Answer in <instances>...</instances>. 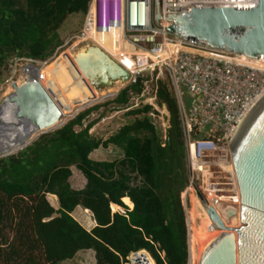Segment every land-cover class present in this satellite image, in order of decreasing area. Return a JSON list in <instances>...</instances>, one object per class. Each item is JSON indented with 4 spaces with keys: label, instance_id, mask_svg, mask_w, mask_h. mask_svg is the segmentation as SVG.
I'll return each mask as SVG.
<instances>
[{
    "label": "trees",
    "instance_id": "16d2710c",
    "mask_svg": "<svg viewBox=\"0 0 264 264\" xmlns=\"http://www.w3.org/2000/svg\"><path fill=\"white\" fill-rule=\"evenodd\" d=\"M91 1L0 0V81L12 56L53 58L62 45V25L72 14L86 15ZM142 86L140 78L111 102L127 105ZM158 98L169 111L165 141L148 115L150 105L129 111L141 116L107 139L91 133L93 122L83 123L89 109L0 158V264H61L82 250H92L96 264H123L143 250L156 264L189 263L182 197L189 178L187 146L178 101L162 80ZM109 145L120 150V159L91 157ZM73 166L87 180L82 189L71 185ZM79 206L92 212L91 230L74 217Z\"/></svg>",
    "mask_w": 264,
    "mask_h": 264
},
{
    "label": "built area",
    "instance_id": "2783aa9c",
    "mask_svg": "<svg viewBox=\"0 0 264 264\" xmlns=\"http://www.w3.org/2000/svg\"><path fill=\"white\" fill-rule=\"evenodd\" d=\"M251 1L254 0H161V11L166 16L188 13L193 8H245L258 4V0ZM169 25L166 19L155 22V0H92L69 51L79 45L100 47L130 72L125 83L128 85L135 84L145 73L169 75L187 146L189 178L182 197L190 237L193 206H200L198 209L206 215L205 207L212 206L223 220L215 199L231 200L222 195L227 188L239 197L240 207L232 145L249 115L264 99V59L213 49L204 42L180 40L168 30ZM17 71L15 64L10 83ZM142 82L140 93H133L127 105L118 107L121 110L116 113L150 105L148 115L155 122L160 120L165 141L169 111L159 101L158 85H151L147 79ZM208 226L217 229L212 220ZM143 251L144 255L142 251L131 253L123 264H151L145 255L150 253Z\"/></svg>",
    "mask_w": 264,
    "mask_h": 264
},
{
    "label": "water",
    "instance_id": "95a60500",
    "mask_svg": "<svg viewBox=\"0 0 264 264\" xmlns=\"http://www.w3.org/2000/svg\"><path fill=\"white\" fill-rule=\"evenodd\" d=\"M164 19L170 24L168 30L180 40L204 42L213 49L264 59V0H258L255 7L193 8L188 13L166 16L161 11V0H155V22L162 23ZM83 50L96 55V62H86L90 74H98L93 82L96 88L128 82L130 72L100 47L91 44ZM7 99L18 104L17 120L3 127L8 137L12 130L23 126L25 139H31L37 131L62 117L60 108L37 76ZM46 132L50 131L40 132L33 141ZM2 143L0 140V149ZM232 156L240 188V207L239 197L227 188L222 195L231 200L215 199L220 202L217 209L223 220L212 206L205 207L217 229L200 251L197 264H264V99L239 131L232 145ZM115 206L111 203L112 210Z\"/></svg>",
    "mask_w": 264,
    "mask_h": 264
},
{
    "label": "rangeland",
    "instance_id": "374dc122",
    "mask_svg": "<svg viewBox=\"0 0 264 264\" xmlns=\"http://www.w3.org/2000/svg\"><path fill=\"white\" fill-rule=\"evenodd\" d=\"M84 17L85 15L83 14H72L67 18V21L64 22V24L62 25L60 29L62 45L55 51L54 53L55 55L53 54L54 56L53 58L47 61H39V60H32V59H27V58H20L18 56L10 57V59L8 60L7 66L4 70V76L2 80L0 81V105L6 100V97L11 94L9 91V88H10L9 80L13 75V68L15 67V64H16L18 71L14 75V79H13L14 82L24 80L26 78L25 69H28L26 67H28L31 64H34L35 66L40 68L39 79L42 82V84L54 97L56 102L61 107L62 112L66 111V112H63L64 113L63 122L65 121L63 124L75 118L78 114L91 109L92 111L90 112L89 115L85 117V119L83 120V123L87 125L93 122L94 123L93 127L90 129L91 133H93L95 136L100 137L102 139H107L112 134L117 132L124 124L133 121L136 117H140L141 115H133L129 113V111L116 113V111H120L121 109H117L118 107H115L111 101H113L117 97L118 93L122 89L128 86V84H125V83L123 84L122 82H119L118 84L114 85V87L110 86V87H104V88H97L98 90L92 91L86 97H76L80 99V100H77L76 102L67 100L64 96H62L60 89L62 86L63 78L65 76L64 70L66 69V67L64 66H65V58L67 57V55L63 56L62 58L61 56L62 54H66V53H70L69 55L76 54L77 52H79L85 47V45H79L73 51L71 52L69 51V47L74 41V40L72 41L71 39L72 37L77 35V33L81 30L83 26V22H84ZM141 79L149 80V83L151 85H158V81L162 80V81L167 82V84L171 87L170 77L166 73H158V72L145 73V75L141 77ZM109 93H113V96L109 98H104L105 95ZM133 93L134 92H131L130 94L132 95ZM97 94L99 97L97 96ZM186 102L187 103L189 102L188 97H186ZM137 108H141V107H137ZM154 123L155 124L157 123L156 125H158V127L161 130L162 126H161L160 120H158V122H155L154 120ZM17 152L18 151H16L13 154H16ZM2 157H6V156L0 155V158ZM91 157L95 160H118L121 158V152L119 149H117L113 145H109L108 147H100L98 150L92 153ZM72 170H73V174L70 178L72 187L75 189L84 188L87 183L85 176L75 166L72 167ZM135 181H138V179H135ZM48 199L55 207H58V200H54V197L52 196V194L48 195ZM194 202H195V199H194ZM126 205L130 209L133 208V207H130L128 204ZM195 206L197 207V205ZM188 208L190 209V205H188ZM117 211H121V210H117ZM124 211L125 209H123L121 212H124ZM191 211H193V208ZM192 214L193 213H190L189 217H191ZM74 217L77 218L85 228L90 229V230L92 229L94 222H93L92 212L89 209L86 210V208L79 206L78 210L75 211L74 213ZM189 239L190 237L188 235V242L190 244ZM189 249H190V245H189ZM86 251L88 250L80 251L79 255H76L71 260L65 261L66 263L62 262L61 264H80V261L84 259L85 261H88V264H94L95 258H94L93 251L92 250H90L89 252H86ZM143 253H146V252L142 251V254ZM145 255L147 256L149 261H152L155 264V261L149 254H145ZM189 263H190V260H189Z\"/></svg>",
    "mask_w": 264,
    "mask_h": 264
},
{
    "label": "bare ground",
    "instance_id": "6f19581e",
    "mask_svg": "<svg viewBox=\"0 0 264 264\" xmlns=\"http://www.w3.org/2000/svg\"><path fill=\"white\" fill-rule=\"evenodd\" d=\"M254 1H256V0H254ZM254 1H251V2H254ZM81 51L84 52L82 55H79L78 53L69 55L70 53H66V54H62V56H61V58H62L63 56L67 55V57L65 58V66L63 65L64 67H66V69L64 70L65 76L63 78V82H62L60 92L62 93V96H64L67 100L75 101V102L77 100H80L79 98H76V97H86L92 91L98 90L93 84V82L96 81V77L98 76V74H96V75L90 74V69L86 65V62H89V61H92L93 63L96 62L95 61L96 55L93 52L86 53V51H84L83 49L80 50L79 52H81ZM26 68H28V69L30 68V69H29V71H28V69H25L26 78L24 80L14 82L17 85L16 87L13 86V82L10 83L9 91L11 94L14 92L17 94V92L20 91V89L23 87V85L28 84V80L30 81V79L32 77L37 76L39 79L40 68H38L34 64H31ZM27 73H28V75H27ZM39 81H40V79H39ZM118 83L119 82H116L114 85H116ZM41 84H42V82H41ZM114 85H112V86L114 87ZM49 94L51 95L50 92H49ZM97 96H98V94H97ZM111 96H113V93H109V94L105 95L104 98H109ZM52 98L54 99L53 96H52ZM81 100H82V98H81ZM54 101L56 102L55 99H54ZM84 101H82V102H84ZM56 104L58 105V107L60 108V110L62 112V109L59 106V104L57 102H56ZM17 106H18V104L16 101H11L10 99H7L2 104V108L0 110V126H1L0 140H1V142H3L2 143L3 148L0 149L1 155H3V154L8 155L11 153L13 154L16 151H20L24 146L30 144L38 136V134L40 132L55 130L58 127L62 126V124L65 122V121L63 122V120H64V117H63L64 113L63 112H66V111H63L62 117H60L54 123L47 125L43 130L37 131L35 134L32 135L31 139L30 138L25 139V136H24L25 129L23 128V126H20L19 128H16L15 130H12L9 133L10 137H8V133L5 129H3V127H5L6 125H9L10 121L17 120ZM22 139H24V140L22 141ZM217 205H220V203L216 202V207H217ZM198 207H200V206H198ZM198 207L193 206V211H191V213H193V214L191 217H189L190 228H191V234H190V239H189L190 240L189 245H190V256H191V258H190L189 264H197V258H198L200 251L202 250L203 246L205 245V243L207 242V240L209 239L211 234L214 232V230L212 228H209V226H208L209 223L211 222L210 215L208 213H207L208 215H206L205 212L203 214V212H201L198 209ZM239 217H240V215H239ZM150 263L154 264L152 261H150Z\"/></svg>",
    "mask_w": 264,
    "mask_h": 264
},
{
    "label": "crops",
    "instance_id": "0c3cea01",
    "mask_svg": "<svg viewBox=\"0 0 264 264\" xmlns=\"http://www.w3.org/2000/svg\"><path fill=\"white\" fill-rule=\"evenodd\" d=\"M67 21V20H66ZM65 21V22H66ZM99 149V148H98ZM98 149H96V150H98ZM95 150V151H96ZM91 156H92V154H91ZM73 171V170H72ZM132 209V208H131ZM78 210V208L76 209V211ZM86 210H88V209H86ZM92 217H93V214H92ZM77 219V218H76ZM78 220V219H77ZM79 221V220H78ZM80 222V221H79ZM93 222H94V224H93V226H92V228L96 225V222H95V220H94V217H93ZM81 223V222H80ZM82 224V223H81ZM87 229V228H86ZM88 230H90V229H88ZM90 250H88V251H86V252H89ZM80 254V252L77 254V255H79ZM94 254V253H93ZM64 263H66V262H64ZM85 263V259L84 260H81L80 261V264H84ZM94 264H96V261L94 262Z\"/></svg>",
    "mask_w": 264,
    "mask_h": 264
}]
</instances>
